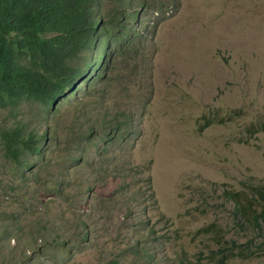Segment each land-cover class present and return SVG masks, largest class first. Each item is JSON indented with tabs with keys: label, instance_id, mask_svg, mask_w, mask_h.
Masks as SVG:
<instances>
[{
	"label": "rangeland",
	"instance_id": "rangeland-1",
	"mask_svg": "<svg viewBox=\"0 0 264 264\" xmlns=\"http://www.w3.org/2000/svg\"><path fill=\"white\" fill-rule=\"evenodd\" d=\"M169 1L144 18L153 35L135 59L118 57L79 109L43 123L64 142L126 112L124 137L102 149L92 134L61 187L78 155L69 140L50 141L26 178L0 151V264H217L220 241L197 232L210 223L222 246L256 249L262 238L237 224L224 190L264 183V0ZM38 108L17 118L38 128Z\"/></svg>",
	"mask_w": 264,
	"mask_h": 264
},
{
	"label": "trees",
	"instance_id": "trees-1",
	"mask_svg": "<svg viewBox=\"0 0 264 264\" xmlns=\"http://www.w3.org/2000/svg\"><path fill=\"white\" fill-rule=\"evenodd\" d=\"M169 5V0H0V109L10 108L12 119L10 123L0 115V151L19 177L26 178L25 171L36 167L35 172L40 171L49 161L52 144L64 145L69 140L78 155L64 161L65 171L57 183L61 187L69 163L81 158L83 146L98 130L92 132L90 126L84 132H71L62 142L56 128L43 127V123L79 109L80 100L96 82L108 78L118 57L135 59L148 34L153 35L150 20L144 18L149 12L163 13ZM35 102L39 108L34 115L42 121L38 128L17 118L26 113L21 105ZM112 117L111 127L97 134L105 142L102 149L130 131L126 119L131 114ZM224 197L232 201L236 223L251 227L262 239L256 249L250 247L251 240L222 246L224 234L214 223L198 229L220 241L217 264L233 257L264 255L255 254L264 249V183L225 189Z\"/></svg>",
	"mask_w": 264,
	"mask_h": 264
}]
</instances>
